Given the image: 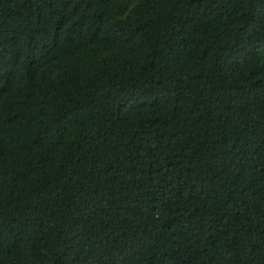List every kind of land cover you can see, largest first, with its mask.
Returning a JSON list of instances; mask_svg holds the SVG:
<instances>
[{
  "label": "trees",
  "instance_id": "1",
  "mask_svg": "<svg viewBox=\"0 0 264 264\" xmlns=\"http://www.w3.org/2000/svg\"><path fill=\"white\" fill-rule=\"evenodd\" d=\"M0 264H264V0H0Z\"/></svg>",
  "mask_w": 264,
  "mask_h": 264
}]
</instances>
